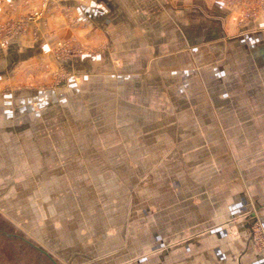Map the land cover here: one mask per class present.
<instances>
[{
	"label": "rangeland",
	"instance_id": "1",
	"mask_svg": "<svg viewBox=\"0 0 264 264\" xmlns=\"http://www.w3.org/2000/svg\"><path fill=\"white\" fill-rule=\"evenodd\" d=\"M230 5L239 28L264 15V0ZM21 26L0 25V45ZM126 29L57 40L51 61L14 72L45 77L0 85V264H137L146 237L156 249L158 205L165 236L191 238L160 248L263 264L264 59L246 49L252 37L178 53L156 46L177 37Z\"/></svg>",
	"mask_w": 264,
	"mask_h": 264
},
{
	"label": "crops",
	"instance_id": "2",
	"mask_svg": "<svg viewBox=\"0 0 264 264\" xmlns=\"http://www.w3.org/2000/svg\"><path fill=\"white\" fill-rule=\"evenodd\" d=\"M42 5L43 0H0V25L9 21L22 24L13 34L14 36L5 41V45H0L1 86L9 82L17 84L23 81L35 82V79L45 77L35 73L27 74L21 78L19 73L15 75L14 72H20L25 67L29 70L37 69L42 60L51 61L52 48L57 40L75 37L80 41H91L94 36L99 34L97 27L101 28L102 26L108 27L110 38L122 35V29L125 30V35L127 27L129 30L136 29L138 35L177 37L178 42L170 43L168 46L163 39L160 40V43L157 42L158 50L163 52L167 49L170 52L180 53L185 51L186 47L193 48V50L205 47L206 51L209 46L215 44L219 45L222 51H226L224 49H226L230 37L239 39V41L252 37L253 41L251 44L245 45L246 49L256 50L264 59V15H258L252 22L239 28L233 23L234 17L237 19L238 14L235 7L230 5V0H51L42 16L27 22L28 12L40 8ZM213 8L219 12L214 13ZM214 14L215 16H213ZM106 20L109 22L104 25ZM118 20L122 21L121 25L117 23ZM168 21H171V25ZM122 25L125 28H122ZM184 36L188 37L189 43L181 42V37ZM160 45L161 47H159ZM111 46L114 47L111 48ZM152 50H156V48ZM110 51L117 53L118 49L115 48V45H110ZM127 57H125L126 60ZM128 66L127 63L126 67ZM220 72V77L222 76L223 79L224 69ZM212 76L217 78L219 73L217 75L210 73V77ZM6 93L8 94V91ZM6 93L1 91L0 95H7ZM176 191L174 189V192ZM164 206L158 205L151 208V212H155L156 218L153 227L157 228L160 233L155 238L156 249L149 250V238L146 237L145 251L140 253L139 259L132 255L130 257L132 261L133 259L139 260L137 264H224V254H214L203 250L207 258L204 259L205 261L198 262L200 258L196 251L186 252L173 249L166 251L165 248H160L170 240L173 244L182 242V240L186 242L191 240V238H180V236L175 237L174 235L165 236L163 228L169 226L165 225L164 220L160 221L162 213L168 208ZM176 227L180 228L181 226L177 225ZM192 244L199 243L191 242L190 245ZM200 256L204 257L205 255L200 254ZM214 257L217 261H214ZM261 263L260 260L253 264Z\"/></svg>",
	"mask_w": 264,
	"mask_h": 264
}]
</instances>
